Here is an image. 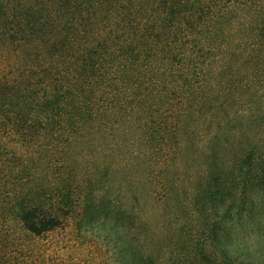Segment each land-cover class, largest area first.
Masks as SVG:
<instances>
[{
    "label": "trees",
    "instance_id": "obj_1",
    "mask_svg": "<svg viewBox=\"0 0 264 264\" xmlns=\"http://www.w3.org/2000/svg\"><path fill=\"white\" fill-rule=\"evenodd\" d=\"M53 233L96 264L264 253V0H0V264H67Z\"/></svg>",
    "mask_w": 264,
    "mask_h": 264
},
{
    "label": "rangeland",
    "instance_id": "obj_2",
    "mask_svg": "<svg viewBox=\"0 0 264 264\" xmlns=\"http://www.w3.org/2000/svg\"><path fill=\"white\" fill-rule=\"evenodd\" d=\"M70 234L66 233H53L46 237V239H42V241H39V247H44L53 249L51 253L49 254V257L52 258L54 261H59V263H67V264H96L97 257L95 256V248L89 247L87 243H90V239H87L83 241V246L80 247L79 250H73L71 247L69 249L71 250H65L62 249V245L65 243L70 242ZM75 241V240H74ZM79 242V241H77ZM63 243V244H62ZM79 243H82L81 241ZM78 243V244H79ZM100 243V240L98 241V244ZM251 245V250H256L258 244L256 243H249ZM75 244H72V247H74ZM100 251H104L103 245L99 244ZM62 247V248H61ZM247 247V245H246ZM264 253L260 256H256V259L254 261V264H264ZM111 263V262H110Z\"/></svg>",
    "mask_w": 264,
    "mask_h": 264
}]
</instances>
